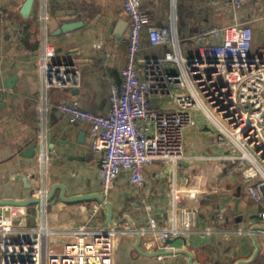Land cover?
Here are the masks:
<instances>
[{
    "label": "crops",
    "instance_id": "0c3cea01",
    "mask_svg": "<svg viewBox=\"0 0 264 264\" xmlns=\"http://www.w3.org/2000/svg\"><path fill=\"white\" fill-rule=\"evenodd\" d=\"M142 1L159 26L176 15L189 55L188 39L202 29L240 24L253 29L252 54L264 57V0L237 10L225 0ZM27 2L0 0V214L18 231L39 225L63 232L114 228L119 231L114 264H264V201L248 197L242 175L221 182L229 166L221 160L226 151L202 116L198 127L186 132L187 158L176 172L177 204L197 211L198 231L211 226L214 207L223 206L226 222L212 236L177 237L170 254H159L150 219L162 229L173 217L174 171L163 163L145 168L142 189L121 175L104 199L101 157L91 150L90 126L71 123L56 105L78 102L93 113L108 112L111 87L120 84L127 61L123 0H33L25 15ZM46 48L55 49V61L65 67L48 81L39 67ZM165 51L151 47L144 35L142 57ZM156 103L171 106L168 99ZM42 155L49 156L46 164L40 163ZM45 191L49 201L32 203Z\"/></svg>",
    "mask_w": 264,
    "mask_h": 264
},
{
    "label": "built area",
    "instance_id": "2783aa9c",
    "mask_svg": "<svg viewBox=\"0 0 264 264\" xmlns=\"http://www.w3.org/2000/svg\"><path fill=\"white\" fill-rule=\"evenodd\" d=\"M252 2L259 0L224 1L235 10ZM123 8L128 16L127 61L120 84L111 87L108 112L96 114L78 102L60 103L56 109L71 123L90 126L91 150L101 157L98 170L104 199L123 174L142 189L147 166L159 162L172 168L171 225L159 229L150 219L159 250L170 252L173 239L196 232L212 236L226 222L225 209L216 205L213 224L198 231L197 211L178 209L176 172L187 158L186 132L198 127V116L212 125L217 144L226 151L221 160L229 166L221 182L242 175L248 197L256 203L264 201V57L252 54L253 29L240 24L202 29L188 39L196 47L186 57L176 15L159 26L142 0H123ZM145 34L151 47L166 48L162 56L142 57ZM55 57V49L46 48L39 59L47 81L52 74L65 72ZM163 99L169 100V108L156 103ZM48 160V155L40 157L41 164ZM47 196L45 191L39 198L46 202ZM99 209L95 206L94 213ZM260 217L264 221V213ZM118 234L114 228L63 232L44 225L18 231L11 218L0 214L1 264H114Z\"/></svg>",
    "mask_w": 264,
    "mask_h": 264
},
{
    "label": "water",
    "instance_id": "95a60500",
    "mask_svg": "<svg viewBox=\"0 0 264 264\" xmlns=\"http://www.w3.org/2000/svg\"><path fill=\"white\" fill-rule=\"evenodd\" d=\"M32 4H33V0H28V2L26 3V5H25V7L23 9V12H24L25 15H27L30 12ZM63 30L65 32H67V31L71 30V28L70 27H64ZM49 199H50V197L48 196L47 201H49ZM64 200H65V198H64ZM66 200H81V199H66ZM41 201L42 200L40 198H35V199L32 200V203H41ZM23 204H25V203H23ZM170 243H171V241H170ZM159 254L160 255H167V254H170V253L169 252H161Z\"/></svg>",
    "mask_w": 264,
    "mask_h": 264
},
{
    "label": "rangeland",
    "instance_id": "374dc122",
    "mask_svg": "<svg viewBox=\"0 0 264 264\" xmlns=\"http://www.w3.org/2000/svg\"><path fill=\"white\" fill-rule=\"evenodd\" d=\"M182 47L184 48V55L186 56V57H190L192 54H193V52H194V50H195V47L196 46H194L193 45V51H192V54L191 55H189V52H188V47H187V42H182ZM212 126V125H211ZM209 127L210 128V130L213 132L214 130H213V128L212 127ZM214 133H215V140H216V135H217V133L214 131ZM185 153H186V151H185Z\"/></svg>",
    "mask_w": 264,
    "mask_h": 264
}]
</instances>
